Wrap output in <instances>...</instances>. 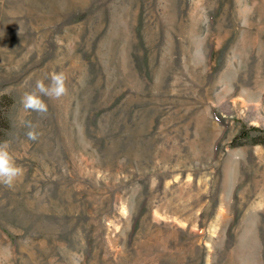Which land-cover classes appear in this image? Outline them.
Here are the masks:
<instances>
[{
  "label": "rangeland",
  "instance_id": "374dc122",
  "mask_svg": "<svg viewBox=\"0 0 264 264\" xmlns=\"http://www.w3.org/2000/svg\"><path fill=\"white\" fill-rule=\"evenodd\" d=\"M4 141L0 264H264V0H0Z\"/></svg>",
  "mask_w": 264,
  "mask_h": 264
},
{
  "label": "clouds",
  "instance_id": "9594fccd",
  "mask_svg": "<svg viewBox=\"0 0 264 264\" xmlns=\"http://www.w3.org/2000/svg\"><path fill=\"white\" fill-rule=\"evenodd\" d=\"M68 76L63 72H54L49 77V82L37 80L31 91L25 92L21 98V105L24 110L37 113L44 117L48 112V104L43 97L52 100H59L68 95ZM27 138L36 141L39 133L36 131L37 125L28 122ZM23 175V168L16 162L8 141L0 142V185L12 189L18 179Z\"/></svg>",
  "mask_w": 264,
  "mask_h": 264
},
{
  "label": "trees",
  "instance_id": "16d2710c",
  "mask_svg": "<svg viewBox=\"0 0 264 264\" xmlns=\"http://www.w3.org/2000/svg\"><path fill=\"white\" fill-rule=\"evenodd\" d=\"M255 129V128H254ZM255 130H257V129H255ZM242 134L245 136V137H248L249 136V131L248 130H244L243 132H242Z\"/></svg>",
  "mask_w": 264,
  "mask_h": 264
}]
</instances>
